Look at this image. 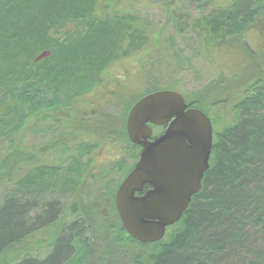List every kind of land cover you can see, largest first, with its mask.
Returning <instances> with one entry per match:
<instances>
[{
	"label": "trees",
	"instance_id": "trees-1",
	"mask_svg": "<svg viewBox=\"0 0 264 264\" xmlns=\"http://www.w3.org/2000/svg\"><path fill=\"white\" fill-rule=\"evenodd\" d=\"M232 2L191 24L206 30L215 45L227 44L264 14V0ZM98 4L99 0H0V127L18 126V111L8 97L10 86L41 84L65 96L71 110V102L81 99L83 85L101 83L111 62L147 44L145 26L131 13L118 14L115 21L104 19L99 14L105 13L96 10ZM171 9H176L171 11L175 29H183L188 13L179 4ZM245 50L239 61L252 72L246 80L235 72L219 80V92L183 94L188 105L208 114L213 124L216 108L233 105V117L214 130L202 187L164 238L150 243L132 238L117 211L115 191L107 196L88 190L82 195L86 166L77 155L68 152V165L53 164L19 142L13 149L0 148V188L12 185L0 198V264H264V245L258 238L264 236V63H252L248 55L254 53L249 47ZM44 51L49 55L40 58ZM255 66L260 69L256 73ZM140 86L129 79H111L100 98L84 100L95 110H82V120L101 119L88 135L101 143L107 138L123 150L109 166L122 171L117 187L132 170L139 150L124 121L116 125L118 118L99 109L117 102L126 114L146 92L165 89L145 85L140 92ZM234 91L231 104L219 96ZM164 130L157 127L155 134ZM2 137L0 129V146ZM81 144L91 153L99 142L86 138ZM25 166L29 169L18 177Z\"/></svg>",
	"mask_w": 264,
	"mask_h": 264
},
{
	"label": "rangeland",
	"instance_id": "rangeland-1",
	"mask_svg": "<svg viewBox=\"0 0 264 264\" xmlns=\"http://www.w3.org/2000/svg\"><path fill=\"white\" fill-rule=\"evenodd\" d=\"M193 1L191 3L188 0H177L174 4L171 0H99L96 10L105 13L99 14L104 19L115 21L118 14L131 13L136 22L145 26V33L148 36L147 44L139 52L121 60H114V63L111 62L101 74V83L95 82V85L91 87H89L90 83L83 85L79 93L82 100L72 101L71 106L69 105L73 107L71 110L65 96H60L54 90L49 91L41 84L26 81L10 86L12 88L8 91V97L18 111V126H6L5 129L3 126L0 127L3 133L0 148L13 149L18 147L20 142L22 147L35 151L38 158H43L49 163L64 165H68L71 157L68 152H71L80 157L82 164L86 166L85 171L82 172V176L86 175V181L80 186L82 195H86L88 190H96L98 195L108 196L113 191L116 194L122 171L117 167L109 169V166H111V158L123 150L120 147L118 149V145L107 138L101 139V143L88 135L91 133L89 130L95 131L94 125L101 121L99 117H96L93 123H86L81 118L82 110L93 113L95 108L88 106L87 103L94 102L102 96L109 80L129 79L136 85L137 83L141 85L140 92L145 91V85L151 87L154 85L158 90L164 87V90H167L166 88L176 90L187 94L186 97H191L195 92L202 94V91L205 93L221 91L218 90L221 86L219 80L222 77L229 78L235 72L242 76V80H246L250 76L247 74L252 72H249L248 65H243L239 61L240 56L246 53L245 47H249L250 53H254L251 54L252 56L248 55L252 63H264V14L254 19V24L246 31L236 34L238 35L236 38L233 36L228 38L227 44L215 45L216 41L206 30L191 23L199 21V18L206 17L213 11H219L222 6H230L233 0H198L201 1L200 5ZM178 4L188 13V18L184 21L183 29L179 27L176 30L175 21L171 16V11L176 9L171 8L177 7ZM48 55L49 52L44 51L40 58ZM256 68L255 66V73L260 70ZM146 95H148L147 92L139 99ZM236 95L235 91L219 94L221 97H227L230 104L235 101ZM84 100L87 102L85 105ZM2 101L0 99V103ZM93 102L91 105H94ZM137 102L128 109L126 114L123 112V104L117 102H107L99 110L110 114L114 119L118 118L116 125L121 126V122L124 121L127 132L128 115ZM232 106H222L213 111L214 130L219 131L223 124L230 121L233 117ZM120 131L117 135H121ZM86 138L93 143L99 142L96 151L94 148L89 153L82 149L84 146L81 143ZM118 141L121 142V140ZM131 143L138 146L140 157L141 147L132 141ZM123 145L127 146L125 143ZM131 165L133 168L134 165L132 163ZM28 169L27 166L21 168L18 177L26 173ZM88 170L89 174H85ZM10 188L12 185L9 184L2 186L0 198ZM258 238L264 245V236L261 238L259 234ZM262 252L264 253V248Z\"/></svg>",
	"mask_w": 264,
	"mask_h": 264
},
{
	"label": "water",
	"instance_id": "water-1",
	"mask_svg": "<svg viewBox=\"0 0 264 264\" xmlns=\"http://www.w3.org/2000/svg\"><path fill=\"white\" fill-rule=\"evenodd\" d=\"M154 126L166 130L154 136ZM127 132L142 150L117 189L116 208L132 238L157 242L182 218L202 187L210 167L213 124L202 110L188 108L180 92L161 90L132 107Z\"/></svg>",
	"mask_w": 264,
	"mask_h": 264
}]
</instances>
